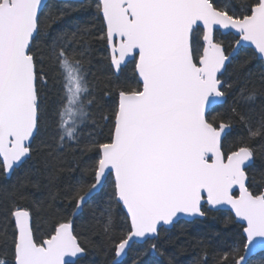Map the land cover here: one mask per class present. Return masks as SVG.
Listing matches in <instances>:
<instances>
[{"label": "snow or ice", "instance_id": "snow-or-ice-1", "mask_svg": "<svg viewBox=\"0 0 264 264\" xmlns=\"http://www.w3.org/2000/svg\"><path fill=\"white\" fill-rule=\"evenodd\" d=\"M63 14L54 16L47 0H0V172L5 174L31 158L44 111L41 86L47 84L44 57L37 58L35 48ZM95 14L103 23L99 38L110 50L113 74L119 77L131 62L135 86L116 84L115 99L97 120L90 60L84 47L77 48L91 28L77 26L52 39L49 59L61 84L56 150L80 146L84 130L101 129V122L108 133L100 140L87 132L82 150L93 154L84 169L91 180L76 181L66 197V214L52 223L46 239H37L39 225L17 203L28 198L24 183L12 190L13 250L11 259L0 254V264H78L87 249L74 233L73 218L109 185L110 201L126 208L128 217L127 231L114 240L111 208L106 210L102 239L114 247L112 264L127 255L134 238L149 243L181 217L225 208L234 213L226 225L241 222L243 245L221 253L217 264H247L264 248V184L249 182L248 176L257 153L250 142L264 141V109L252 112L257 92L245 87L226 120L213 112L226 95L223 76L237 48L248 42L264 58V0H240L238 7L231 0H96ZM220 30L236 34V47L217 38ZM234 125L246 129L240 140L247 143L225 152L222 137ZM45 166L52 167L47 160ZM149 250L159 248L149 243Z\"/></svg>", "mask_w": 264, "mask_h": 264}, {"label": "trees", "instance_id": "trees-1", "mask_svg": "<svg viewBox=\"0 0 264 264\" xmlns=\"http://www.w3.org/2000/svg\"><path fill=\"white\" fill-rule=\"evenodd\" d=\"M96 0L79 2H58L50 0L49 7L53 15L58 16L63 11V16L51 24L47 38L38 41L35 48L37 58L44 57L42 65L47 73V84L41 86L43 97V114L39 125V133L34 140L31 158L23 167L17 169L10 179H6L5 173L0 172V254H7L11 259L12 239L14 233V219L9 215L13 201L10 193L24 183V191L28 198L18 200L17 203L32 213L33 221L39 225L35 233L37 239L47 238V233L61 216L66 214L69 207L66 197L71 193L73 186L79 179L91 180V173L85 172V167L91 162L92 153L82 150L87 140V132L94 131L97 138L103 140L108 133V126L101 122V129L88 127L81 137L80 146L75 144L56 150V109L61 98V84L58 70L49 59L52 39L61 31H75L76 27L91 28V34L82 33L83 39L77 44L86 49V55L90 60L88 65L89 80L93 93L99 101V105L93 106L92 112L99 120L102 113H107L109 106L115 99V85L123 81L135 86V70L132 65L126 66L122 74L117 77L113 74V68L109 63V49L104 40L100 39L103 23L95 14ZM240 0H231L233 6H239ZM249 3L252 0H248ZM221 4L229 3V0H220ZM47 11V10H46ZM231 14V13H230ZM226 46L235 47L234 35L219 37ZM41 65L38 64V68ZM225 81L224 91L227 102L214 109L213 115L221 114L226 120L234 102L240 97L241 89L247 87L255 89L257 100L252 105L254 114L264 109V63L252 49L243 48L239 55L232 59L231 64L223 76ZM112 92V96L105 95ZM247 110V109H245ZM246 135V129L240 125H234L233 131L223 143L225 152L235 150L241 143L240 138ZM257 149L255 164L248 171L250 182L264 184V149L260 146L264 141L257 138L250 142ZM52 155H48L49 153ZM48 161L51 168L45 166ZM110 185L96 194L91 201L84 205L83 212L73 218L74 233L80 239L82 246H86V257L78 260V264H112L114 259V247L111 242L102 239L103 224L106 210L110 207L115 225L114 240H118L123 232L127 231V216L121 205L110 201L107 193ZM233 216L227 211H206L204 219L195 221H180L172 229H162L158 239L149 243H156L158 252L149 250V243L135 244L128 252L126 258H118V264H133L138 259V264H217L220 254L230 250L233 245H243V234L240 225L236 221L225 224L227 217ZM6 233V235H5ZM207 254V260L202 257ZM243 254V252L241 253ZM264 260V253L253 259L249 264H260Z\"/></svg>", "mask_w": 264, "mask_h": 264}, {"label": "water", "instance_id": "water-1", "mask_svg": "<svg viewBox=\"0 0 264 264\" xmlns=\"http://www.w3.org/2000/svg\"><path fill=\"white\" fill-rule=\"evenodd\" d=\"M49 1H50V0H47V3H48ZM56 1H58V2H64V1H65V2H73V3H75V2L82 3V2H84V1H86V0H56ZM217 33H220V34L223 35V36H226V35H228V34H232V35H234V36L236 37V39H238V37L236 36V34H235L234 32H226L225 30H220V31H217L216 34H217ZM235 47H236V45H235ZM243 48L252 49V50L254 51V53H255V50H254V46H253V45L249 44L248 42H243L242 45H241L240 47L237 48L236 53L233 54V58H232V59L236 58V57L239 55L240 50L243 49ZM258 59H259L260 61H263V63H264V58H259V57H258ZM129 63H130V62H129ZM127 64H128V63H127ZM112 68H113V66H112ZM123 68H124V67H123ZM227 69H228V66H227ZM225 73H226V72H225ZM224 86H225V84H224ZM223 88H224V87H223ZM223 88H222V90H224ZM226 102H227V96L225 95L223 101H222L221 103L215 105L214 108H216V107H218V106H220V105H224ZM36 137H37V136H36ZM224 139H225V138L222 137V142H223ZM33 142H34V141H33ZM33 144H34V143H33ZM17 169H19V168H17ZM17 169H15L11 174H5L6 179H10V178L13 176L14 172H15ZM101 191H102V190H101ZM101 191H99L98 193H100ZM236 192H238V189H234V194H235ZM98 193H96V194H98ZM96 194H95V195H96ZM95 195L92 196V198H91L89 201H91V200L93 199V197H95ZM89 201H88V202H89ZM205 205H207V204H205ZM121 206H122V205H121ZM83 208H84V206H83L82 209L77 213L76 216H79V215L83 212ZM122 208L124 209V212H125V214H126V216H127V210H126V208H124L123 206H122ZM223 210H224V211H228L226 208L223 209ZM219 211H222V210H219ZM228 212H230V211H228ZM230 213L234 216V213H232V212H230ZM127 218H128V217H127ZM203 218H205V216H204V217L195 218V219H193V218H188V217H181V218L179 219L178 222H180V221H186V222H188V221H195V220H200V219H203ZM178 222H175L173 225H166V226H163L162 229H164V230L169 229V230H170V229H172L175 225H177ZM237 222H238L239 224L241 223V222H239V221H237ZM244 223L246 224V222H244ZM73 228H74V222H73ZM162 229L160 230V232L162 231ZM160 232H159V234H160ZM143 243H145V242H143L142 240H136V239L134 238L133 241H130V247H129L128 250H127V255H126V256H121L119 259L121 260L122 258H126V257L128 256V252L132 249V246H133V245H135V244L143 245ZM263 253H264V248H259V249H257L253 254H251V256H249V257L247 258V264H249L251 261H253V259L259 257V255H261V254H263ZM85 255H86V254H83L79 259H83V258H85V257H86ZM73 259H75V258H73ZM79 259H78V260H79Z\"/></svg>", "mask_w": 264, "mask_h": 264}, {"label": "flooded vegetation", "instance_id": "flooded-vegetation-1", "mask_svg": "<svg viewBox=\"0 0 264 264\" xmlns=\"http://www.w3.org/2000/svg\"><path fill=\"white\" fill-rule=\"evenodd\" d=\"M228 35H232V34H228ZM216 36H217V38H219V37H226V36H223V35H221L220 33H217L216 34ZM235 37V36H234ZM236 38V37H235ZM109 54H110V50H109ZM128 65H132L133 67H134V65L130 62V63H128L127 64V66ZM124 68H126V67H124ZM124 68L122 69V72L124 71ZM114 71V70H113ZM122 72L119 74V76L122 74ZM135 77H136V75H135ZM224 91V90H223ZM221 106V105H220ZM216 108H218V107H216ZM215 109V108H214ZM224 141H225V139L223 140V142H222V145H223V143H224ZM224 148V147H223ZM224 150V149H223ZM254 160H255V158H254ZM249 182H250V180H249ZM236 195H238V192H236L235 193ZM204 207H205V209H207L208 208V205H204ZM224 211V210H223ZM228 212V211H227ZM230 213V212H229ZM231 214V213H230ZM232 215V214H231ZM204 219V218H203ZM237 222V221H236ZM237 224H239L238 222H237ZM240 225V224H239Z\"/></svg>", "mask_w": 264, "mask_h": 264}]
</instances>
